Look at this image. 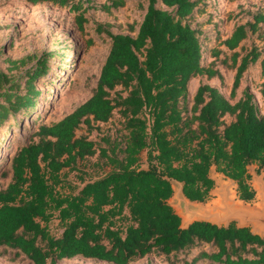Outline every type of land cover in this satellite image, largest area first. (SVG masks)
Returning a JSON list of instances; mask_svg holds the SVG:
<instances>
[{"label":"trees","instance_id":"16d2710c","mask_svg":"<svg viewBox=\"0 0 264 264\" xmlns=\"http://www.w3.org/2000/svg\"><path fill=\"white\" fill-rule=\"evenodd\" d=\"M28 1L71 6L76 12L83 6L77 0ZM122 4L114 0L112 6ZM207 6V0H148L135 36L107 29L111 45L93 94L60 120L39 125L14 155L10 182L0 187V252L10 249L11 261L58 264L80 256L129 264L152 253L180 258L204 243L213 249H202L183 264H264V237L249 227L195 221L181 228L180 216L168 204L171 179L184 183L188 198L204 201L214 187L212 166L237 181L241 199L251 200L248 165L264 169V114L248 88L232 102L245 71L257 62L264 99V47L244 54L236 50L250 33L264 38V11L236 24L224 39L218 33L219 46L211 49V57H219L221 48L233 51L237 70L230 98L200 83L192 107L184 103L193 77L223 78L213 61L205 62L204 21L193 25ZM77 19L80 25L86 21L83 12ZM45 57L29 72L25 94L12 87L6 92L0 121L18 119L35 105L40 91L33 81L45 72ZM26 60L9 59L13 67ZM5 82L8 76L0 72V88ZM115 113L120 127L99 141L78 135L81 124L91 130ZM144 151L147 168L141 167ZM90 157L99 171L80 177V184L70 181L64 170H78ZM54 218L63 228L59 236L49 230Z\"/></svg>","mask_w":264,"mask_h":264},{"label":"rangeland","instance_id":"374dc122","mask_svg":"<svg viewBox=\"0 0 264 264\" xmlns=\"http://www.w3.org/2000/svg\"><path fill=\"white\" fill-rule=\"evenodd\" d=\"M78 1L82 2L83 6L76 12L71 6L62 7L49 1L32 4L28 0H0V72L5 73L9 79V82H5L0 88V101L5 100L6 92L10 91L11 87L13 91L26 93L29 72L44 55L47 66L45 72L33 81L36 89L40 91L35 97V105L20 112L18 119L10 116L0 121L1 188H5L11 180V166L17 150L34 135L39 125L60 120L93 94L111 45L107 29L115 34L135 36L148 4V0H122V5L113 7L114 0ZM207 3L205 13L196 15L193 25H196V21H204L200 26L201 34L209 38L205 43V62L213 61L214 67L221 71L223 78L207 79L206 75L193 77L189 81L184 99L189 109L193 105V97L200 83L216 86L225 97L230 98L237 70V67L232 65L233 51L221 48L223 52L219 57H211V49L219 46L218 33H221L219 36L224 39L230 35L236 24L253 20L256 12L264 11V0H207ZM104 5L111 8L108 10ZM81 12L86 18L82 25L77 19ZM99 25H103L102 31L98 28ZM254 46L264 47V38H261L258 32L250 33L236 50L244 54ZM26 57V62L17 67H13L9 61ZM225 57H228L227 63L221 62ZM262 81L259 62L251 64L245 71L237 97L232 102L248 88L253 93L260 112L264 114V99L259 92ZM120 123L121 117L119 113H115L109 122L95 123L91 130L86 124H81L78 135L99 141L103 133L115 131L120 127ZM146 155L144 151L141 160L143 168L148 167ZM95 161V157H90L85 164L79 165L78 170L68 171L66 168L64 171L67 172V178L80 184V177L87 178L99 171L93 165ZM260 169L258 163L249 165L250 184L253 181V173L259 172ZM216 172L220 173L217 170ZM213 190L209 192L203 204L208 205L216 199ZM233 190L236 200L243 201L238 197L237 185ZM245 202L259 204V196L255 195L252 200ZM48 226L51 234L61 235L63 228L58 219L54 218ZM202 249L212 250L213 247L202 243L182 253L180 258L152 253L129 264H183L185 258L191 261ZM12 256L10 249L1 248L0 264H29L28 260L11 261ZM58 264L114 263L77 256L59 260Z\"/></svg>","mask_w":264,"mask_h":264},{"label":"water","instance_id":"95a60500","mask_svg":"<svg viewBox=\"0 0 264 264\" xmlns=\"http://www.w3.org/2000/svg\"><path fill=\"white\" fill-rule=\"evenodd\" d=\"M216 170V166H212L209 172V177L214 181L215 187L211 190L214 189V193L215 189L219 188L218 192L221 196L222 204L210 209L205 208L203 201L188 198L184 192V183L182 181L171 179L173 194L168 199V204L180 216L181 228H188L195 221H203L225 227L235 222L237 228L249 227L253 234L264 237V169L261 168L259 172L253 173L251 184L249 183L250 178L248 179V183L254 190L255 195H261V197L259 196V204L256 205L248 204L244 199H242L243 201H238L234 195L231 197L229 188L232 186L234 189L235 185L238 187L237 181L227 177L223 172L217 173ZM176 206L179 207V210L176 209Z\"/></svg>","mask_w":264,"mask_h":264},{"label":"bare ground","instance_id":"6f19581e","mask_svg":"<svg viewBox=\"0 0 264 264\" xmlns=\"http://www.w3.org/2000/svg\"><path fill=\"white\" fill-rule=\"evenodd\" d=\"M218 190H219V188L215 189V191L213 193V195H215L216 199H214L210 204L205 205V208L206 209H210L212 207H215V206H218V205H221L222 204V199H221V196H220ZM229 190L231 192V197H233V195H234L233 187L230 186ZM259 196L261 197L260 194H259ZM176 209L179 210V207L176 206Z\"/></svg>","mask_w":264,"mask_h":264}]
</instances>
